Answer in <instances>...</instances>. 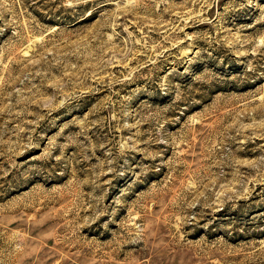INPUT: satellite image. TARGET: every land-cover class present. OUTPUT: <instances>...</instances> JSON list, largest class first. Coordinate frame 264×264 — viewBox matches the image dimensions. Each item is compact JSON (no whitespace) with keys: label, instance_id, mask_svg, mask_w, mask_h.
Instances as JSON below:
<instances>
[{"label":"rangeland","instance_id":"374dc122","mask_svg":"<svg viewBox=\"0 0 264 264\" xmlns=\"http://www.w3.org/2000/svg\"><path fill=\"white\" fill-rule=\"evenodd\" d=\"M0 264H264V0H0Z\"/></svg>","mask_w":264,"mask_h":264}]
</instances>
